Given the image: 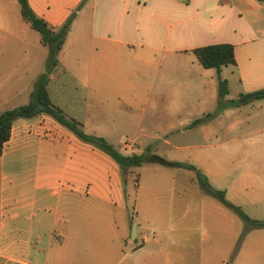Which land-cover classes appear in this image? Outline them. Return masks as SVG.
I'll return each instance as SVG.
<instances>
[{"label":"crops","instance_id":"0c3cea01","mask_svg":"<svg viewBox=\"0 0 264 264\" xmlns=\"http://www.w3.org/2000/svg\"><path fill=\"white\" fill-rule=\"evenodd\" d=\"M27 1L54 26L80 2ZM12 4L0 0V38L12 34ZM19 19L22 40L27 30L20 13ZM73 29L77 47L128 52L138 70L156 62L172 71L184 59L190 90L215 97V69L198 63L191 48L229 42L235 64L227 65L242 91L264 85V0H83L66 34ZM5 67L0 59V110L21 104L9 97L23 88L18 68L3 72ZM21 72L34 81L40 71ZM174 96L178 101L180 93ZM184 169L192 188L196 175ZM142 178H131L127 191L112 160L51 116L15 118L0 151V264H205L202 220L187 212L174 216L163 190ZM135 218L140 222L130 236Z\"/></svg>","mask_w":264,"mask_h":264},{"label":"rangeland","instance_id":"374dc122","mask_svg":"<svg viewBox=\"0 0 264 264\" xmlns=\"http://www.w3.org/2000/svg\"><path fill=\"white\" fill-rule=\"evenodd\" d=\"M12 2L7 23L12 34L0 38V59L6 65L3 72L18 68L21 74L18 81L23 88L9 97L11 104H16L29 98L34 82L21 71L36 66L43 71L46 47L23 20L27 32L20 40L18 3ZM75 32L65 35L58 53L60 66L49 72L46 83L50 100L66 117L78 120L83 131L102 135L123 153L148 149L168 159L193 163L212 187L225 190L226 200L250 217L264 219V97L237 103L242 86L234 69L226 65L221 76L226 77L228 90L218 103L215 94L205 89L200 93L190 90L184 59L172 71L156 62L155 71L152 63L138 70L128 52H98V47L91 52L77 47ZM25 81L30 86L27 91ZM177 92L180 98L172 101ZM194 118L198 119L191 123ZM169 123L171 129H166ZM123 141L132 144L131 148H124ZM184 168L157 162L131 165L122 173L124 187L128 191L131 178L143 176L146 183L163 190L174 216L187 212L192 219L198 215L203 223L201 254L205 264H264V225H250L199 183L193 184L192 190ZM159 200L156 198V204ZM134 221L140 222L138 218Z\"/></svg>","mask_w":264,"mask_h":264},{"label":"trees","instance_id":"16d2710c","mask_svg":"<svg viewBox=\"0 0 264 264\" xmlns=\"http://www.w3.org/2000/svg\"><path fill=\"white\" fill-rule=\"evenodd\" d=\"M16 1L18 3L21 18L26 21L31 28L37 31L39 42L46 47V56L44 69L36 75L28 100L24 103L0 110V151L4 141L9 136L10 126L15 118L30 117L40 113L47 114L66 126L79 139L107 153L118 166L122 184L125 181L124 176H122L123 171L128 166L139 165L142 162H157L167 166L190 168L194 170L198 183L201 184L206 191L231 207L244 221L249 222L252 226L264 225V219L252 218L247 215L239 205L226 200L224 197V189L212 187L206 175L194 164L168 159L148 149L139 153H123L116 149L113 144L102 135L87 133L81 129L78 120L73 117H66L62 109L50 100L46 89V83L49 78V72L59 64L57 57L58 52L65 38V34L69 29L70 22L75 15V10L80 7L83 0H80L76 7H74L57 26L49 24L43 17L34 13L27 0ZM191 51L198 63L203 67H213L215 69L216 101L220 103L224 94L227 92V81L225 77L220 76L219 70L222 65L235 64L232 44L229 42L205 43L192 47ZM262 97H264V86L248 91H240L237 95V103H246ZM197 119L198 118L192 119L191 123L196 122Z\"/></svg>","mask_w":264,"mask_h":264},{"label":"water","instance_id":"95a60500","mask_svg":"<svg viewBox=\"0 0 264 264\" xmlns=\"http://www.w3.org/2000/svg\"><path fill=\"white\" fill-rule=\"evenodd\" d=\"M135 234V224L134 222L131 224V228H130V236Z\"/></svg>","mask_w":264,"mask_h":264}]
</instances>
